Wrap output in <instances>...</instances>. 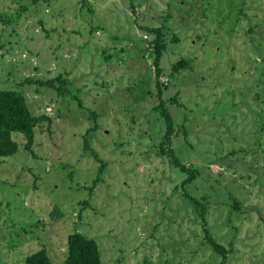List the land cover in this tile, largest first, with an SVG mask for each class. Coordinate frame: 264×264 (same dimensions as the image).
Masks as SVG:
<instances>
[{"label":"rangeland","instance_id":"1","mask_svg":"<svg viewBox=\"0 0 264 264\" xmlns=\"http://www.w3.org/2000/svg\"><path fill=\"white\" fill-rule=\"evenodd\" d=\"M0 12V89H23L33 111L53 119L37 127L32 152L22 140L17 154L0 158V264H25L44 246L65 264L75 231L97 240L103 264L209 261V252L187 250L201 242L203 225L180 207L183 177L158 154L166 124L154 109L160 98L143 26L162 25L163 97L180 131L174 148L200 169L191 192L211 194L208 223L226 244L238 199L229 264H264V0H0ZM180 57L190 66L171 75ZM65 72L82 105L25 83ZM95 121L102 174L84 149Z\"/></svg>","mask_w":264,"mask_h":264},{"label":"trees","instance_id":"2","mask_svg":"<svg viewBox=\"0 0 264 264\" xmlns=\"http://www.w3.org/2000/svg\"><path fill=\"white\" fill-rule=\"evenodd\" d=\"M33 1L38 2L40 0ZM86 1L87 0H83V3H86ZM133 3L134 2H132V5ZM89 10L91 13L94 12V9L91 7ZM232 12L233 11L229 12V17L232 15ZM238 12L242 13L246 17L243 8H240ZM5 16L6 15L4 14L2 15L3 18H6ZM143 28L146 32L150 33L151 36V38H147V43L145 44L147 45L146 52L149 53L152 51L154 54L151 61L155 67L156 88L160 98V104L155 105L154 109L160 111L166 124V132L162 138L163 141L160 144H157L159 148L158 154L162 157L167 155L170 159L172 167L176 169L181 177H183L180 182V186L182 188L180 197L182 198L183 203L180 207L184 211L192 208L195 215L201 220L203 225L204 235L201 242L199 245L192 248L189 244L190 248L187 247V250L193 252L194 256H197L199 252L205 256L206 253L209 252V261H205V264H229L230 259H233L236 251L233 230H237V228L233 220L235 217L234 212L240 209L241 203L236 198H233L232 200V206L226 219V222L231 227V230H229L227 235V237H229H226L229 242L226 244L218 238L208 223L207 215L210 208L211 194L205 193L204 196L197 197L191 192L190 186L193 184L194 180L198 178L200 169L192 164L187 165L176 153L174 148V134L178 136L180 131L176 129V120L170 111L169 105H167V101L163 97L164 89L167 88V85H165L162 81V76L166 74L167 69L162 64V60L169 47L167 29L163 25L158 27L143 26ZM254 31V28L251 26L249 32L251 33ZM174 39V41L178 40L177 37ZM144 48L146 49V46H144ZM190 61L191 59L189 57H180L177 61L173 62L171 64V75L180 73L182 70L188 68L190 66ZM66 75L67 72L60 73L57 77L50 78L48 80L30 77L25 80L26 82H24H35L39 85L47 86L55 92L57 99L63 98L66 103H71V100L75 99L80 105H82V100L78 97V91H80V89L72 83ZM177 99L178 95H175L170 99V101L172 104H175V102L178 101ZM91 114L93 113L91 112ZM90 118L95 119L96 116L90 115ZM46 120L52 121L53 119L46 113L36 114L33 111L28 101L27 94L23 89H0V158L5 160L6 158H10L17 154L21 149L22 140H25V143H23L24 149L32 152L36 140L37 127L42 125ZM99 126V123L95 121V124L87 130L84 135V149L90 150L96 159L101 162L99 173L102 174L106 168V162L99 157L97 150L91 146L92 134L99 128ZM183 128L187 134L188 132H186L187 127L185 124H183ZM150 138L152 139V144L155 145L153 136ZM67 239V257L65 259V264H103L102 252L96 239L88 237L80 231H75L69 234ZM186 241L189 242V240ZM184 242L185 241L183 240L182 242L177 243V246L179 247L177 255L180 257H183L181 252L184 251V247L182 245ZM168 263V260H164L162 264ZM25 264L55 263L51 258L48 249L44 246L28 255L25 258ZM179 264H188V262H183L181 259Z\"/></svg>","mask_w":264,"mask_h":264},{"label":"water","instance_id":"3","mask_svg":"<svg viewBox=\"0 0 264 264\" xmlns=\"http://www.w3.org/2000/svg\"><path fill=\"white\" fill-rule=\"evenodd\" d=\"M153 52L151 51V52H149V54H148V56H149V58H152L153 57Z\"/></svg>","mask_w":264,"mask_h":264}]
</instances>
